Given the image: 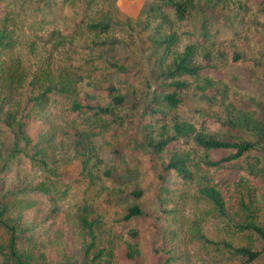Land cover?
<instances>
[{
	"label": "rangeland",
	"instance_id": "rangeland-1",
	"mask_svg": "<svg viewBox=\"0 0 264 264\" xmlns=\"http://www.w3.org/2000/svg\"><path fill=\"white\" fill-rule=\"evenodd\" d=\"M71 1L73 2H64L63 8L57 14L32 10L29 12L27 9L23 19L24 25H18L20 21L17 20V23L8 26L0 22V30L10 31L16 40L13 50L1 55L0 59V105L17 108L23 103L22 91L25 89V83L23 81L20 87L19 79L25 73L36 72L40 78L41 73L48 74L58 87L69 85L65 92L56 91L62 96L55 95L44 109L46 118L50 121L46 129L48 151L51 157L57 159L59 168L62 167L65 171L78 169L74 132L87 140L93 126L102 129L98 136L102 139L103 152H99L100 160L95 161L92 168L95 178L88 181L84 179L58 202L60 221L55 257L80 263L84 236L79 216L88 215L90 207L102 216L101 219L104 218L105 223L98 229L99 245H110L115 258L113 264H133V261L125 258L122 253L127 246L122 232L125 235L127 228L112 222L115 215L122 213V207L133 202L127 194L130 188L126 189V197H123L119 188L105 187L102 178V171L110 166L109 157H113L111 150L116 148L120 151V164L125 166L127 173L132 174V180L129 181L137 183L142 189L141 197L135 202L143 213H148L146 217H140L127 226L138 232V238L135 239L136 261L142 264H158L159 257L156 252L165 245L170 249L172 264H238V258L230 257L226 250H218L215 246L207 245L192 236L194 231L191 227L197 217L195 215L199 214L200 210L208 209L201 201H194L193 188H189V192L184 194L183 204L176 212L160 220H155L153 216L158 205L157 174L166 153H162L156 164L152 165L148 159L147 141L158 138L164 130H171L172 122L165 121L164 126L158 123L154 130H149L145 128L144 108L150 101L159 100L170 92L169 79L166 78L165 72L171 61V54L164 50L161 38L176 32L177 40L171 51L179 53L191 43L188 33L183 32L188 26L176 21L173 15L169 16L171 25L164 24L158 14L155 16L152 9L160 0ZM252 1L190 0L186 20L188 25H193L196 32L201 33L216 27L221 31L212 44L196 51L194 61L202 67L194 77L182 76L180 79H186L188 83L177 92L184 99L182 115L197 129H215L216 133H222L226 137L256 144L258 150L252 154L259 161L251 158L245 164L257 174L250 187L254 202L259 208L256 221L264 227V142L260 132V128L264 127V27L252 22L246 13L253 8ZM84 3L89 6L85 18L107 23L108 32L93 37V33L86 29L84 31L82 24L72 30V23L77 19ZM40 19L44 22L59 21L58 27L63 30L65 23L68 24L71 30L66 34L67 39L60 48L53 43H38L35 44L34 51L30 49L29 43L34 32L28 29L27 25ZM232 38L234 40L230 41ZM92 39L95 42L91 45ZM233 51L241 57L237 62L231 59ZM103 54L112 55L128 69V79H131L129 83L119 79L112 84L124 94L129 106H114L110 113L101 117L84 115L79 124L72 122L68 110L73 101L85 99L101 105L108 104L105 86L110 84L109 80L94 73V66L99 62L98 56ZM206 55H209V60ZM253 60L256 64L251 65ZM206 80L213 81L215 85L204 89L196 87ZM226 115L249 116L254 122L250 125L238 123V128L225 124L220 126L219 121ZM10 145L9 136L0 133L1 156L4 157ZM187 147L182 146L185 149ZM221 154L222 152H215L213 156L219 157ZM40 175L38 169L32 171L22 164L15 173L6 177L5 181L7 186L17 187L21 183L37 182ZM223 191L226 194L229 192L226 187ZM242 191L244 192L245 188ZM226 197L227 215L235 220L240 219V214L236 212L237 199L233 196ZM110 198H113V201H110ZM111 203L117 206L105 208ZM48 212L49 207L45 203L41 204L39 217L32 221L30 217H33L34 212L25 211L24 218L30 223L32 234H36L45 225L41 219ZM240 213L242 218L244 215ZM226 219L227 217L216 218L207 214L201 220V226L205 234L213 239H226L234 245H249L260 249L262 253L255 264H264V244L259 237L248 230L228 229ZM109 228L114 230L110 231Z\"/></svg>",
	"mask_w": 264,
	"mask_h": 264
},
{
	"label": "trees",
	"instance_id": "trees-1",
	"mask_svg": "<svg viewBox=\"0 0 264 264\" xmlns=\"http://www.w3.org/2000/svg\"><path fill=\"white\" fill-rule=\"evenodd\" d=\"M66 1L73 2L71 0H0V22L8 26L17 23L15 22L17 20L20 21L18 25L20 23L24 25L23 19L27 9L29 12L32 10L57 14ZM189 2L190 0H160L159 4L152 9L154 15L158 14L164 24H172L169 19L170 15H173L176 21L186 24L188 28L183 32L188 33L191 38V43L177 53L171 51L177 40L176 32L163 35L161 43H163L164 50L171 54V61L165 72L166 78L169 79L170 92L159 100L150 101L144 108L145 128L154 130L158 123L164 126L165 121L172 122L171 130H164L160 132L158 138L147 141L148 159L152 165L156 164L157 158L162 153H166L161 160V169L157 174L158 205L153 216L155 220H160L176 212L183 204L184 194L189 192V188H193L194 201L196 203L201 201L208 206V209L200 210L199 214L195 215L197 217L192 222L191 229L194 231L192 236L207 245L215 246L218 250H226L231 255L230 257L238 258V264H255L262 253L260 249L249 245H234L226 239H213L205 234L201 226V220L207 214L216 218L227 217L225 221L228 229L253 232L264 244V227L256 221L259 208L254 202L252 187H250L255 182L257 174L245 164L251 158L256 162L259 161L252 154L258 150L256 144L252 141H240L226 137L222 133H216L215 129L199 130L182 115L184 99L178 95L177 91L185 88L188 81L180 78L182 76L194 77L198 74L202 65H197L194 61L196 51L207 44H212L221 31L216 27L211 31L201 33L196 32L193 25L189 26L186 21ZM251 5L253 8L246 12L249 19L264 27V0H253ZM88 9L89 6L84 3L77 19L72 23V30L79 28L82 24L84 31L86 29L93 33V37L108 32L107 23L85 18ZM59 23V21L51 20L44 22L43 19L31 21L27 25L28 29L34 32L29 43L30 49L34 51L35 44L38 43H53L60 48V45L65 43L67 39L65 36L71 29L65 23L63 30L58 27ZM234 33H236L235 30ZM232 40L234 39L230 41ZM92 42L95 41L92 39L91 45ZM15 43L16 40L10 31L0 30V59L1 55L13 50ZM231 53L232 61L240 60L238 53L235 51ZM98 57L99 62L94 66L96 67L94 73L109 80L110 84L105 86V97L108 99V104L101 105L85 99L73 101L68 113L72 122L77 124L84 119V115L101 117L103 114L110 113L114 106H129L124 94L112 84L113 81L116 82L119 79L129 83L131 79H128V69L124 68V63L120 64L118 59L110 54ZM208 57L209 55H206L209 60ZM253 64H256L255 60L251 62V65ZM40 75L42 78L36 72L21 75L20 87L23 81L25 83V89L22 91L24 100L17 108L0 105V133L7 134L11 140L10 148L5 152L4 157L0 155V264H76L67 258L55 257L58 249L56 237L60 221L58 202L84 179L88 181L95 178L92 171L93 163L100 160L98 154L100 151L103 152L102 139L98 136L102 129L93 126L87 140L74 132L73 139L78 151V169L65 171L62 167L59 168L57 159L51 157L48 151L46 129L50 121L46 118L44 109L47 102L55 95L62 96L56 91L65 92L69 85L58 87V84L53 82L48 74L41 73ZM214 85L213 81L206 80L196 87L204 89ZM89 112L92 114H88ZM241 122L250 125L254 120L249 116L226 115L222 121H219L220 126L225 124L231 128H238V123ZM260 132L264 142L263 126ZM183 145L188 146L187 149L182 148ZM111 151L113 157H109L110 166L102 171L104 186L119 188L123 197H126V189L130 188L127 194L133 200L131 204L122 207V213L119 216L115 215L112 222L127 228L126 236L122 232V237L125 238L127 244L122 252L124 257L132 260L133 264H142L135 260L137 246L135 239L138 238V232L134 228L127 227L136 219L148 215V213H143L139 204L135 202L141 197L142 189L137 183L129 181L132 174L127 173L125 166L120 164V151L116 148ZM215 152H222V154L214 157ZM22 164L32 171L38 169L41 174L40 179L35 183H21L17 187L7 186L6 177L15 173ZM224 187L229 191L227 194L223 191ZM226 196H233L237 199L236 212L240 214V219L235 220L227 215ZM105 200L102 199V201ZM110 201H113V198H110ZM43 203L49 207V212L41 219L45 225L36 234H32L30 223H27L24 213L32 210L34 214L30 219L35 221L39 217L40 206ZM109 206L116 207L117 204L111 203L105 208ZM88 208V215L79 216L84 236L79 264H113L115 258L110 245H99L98 229L101 224L105 223L104 218L102 221L100 214ZM238 211L244 215L242 218ZM156 253L159 257L158 264H172L171 252L167 246H162Z\"/></svg>",
	"mask_w": 264,
	"mask_h": 264
}]
</instances>
